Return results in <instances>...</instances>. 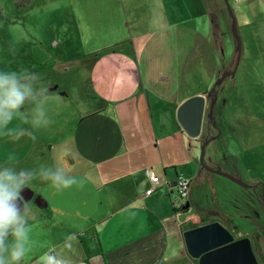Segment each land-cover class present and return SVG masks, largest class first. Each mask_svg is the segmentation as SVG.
Returning <instances> with one entry per match:
<instances>
[{
	"label": "crops",
	"instance_id": "crops-1",
	"mask_svg": "<svg viewBox=\"0 0 264 264\" xmlns=\"http://www.w3.org/2000/svg\"><path fill=\"white\" fill-rule=\"evenodd\" d=\"M111 1L66 0L73 10L65 27L72 25L77 38L58 41L55 69H31L45 77L42 83L49 89L44 109L50 122L39 126L41 141L34 145L36 138L28 135L15 138L21 130L35 135L39 128L26 123L25 116L17 115L14 128L0 132V162L23 161L24 151L27 156L36 146L43 149L28 170L60 166L84 182L57 190L39 178L32 181L41 191L38 207L32 205L40 219L28 222L30 250L21 264H35L53 248L71 264H199L187 253L186 231L218 221L234 234L239 226L221 218L203 220L202 213L223 215L198 204L197 189L211 171L201 162L198 139L177 118L180 106L195 95L206 96L226 66L216 30L203 22L213 44L198 32L203 16L194 14L192 0H145L156 10L150 18L155 29L124 38L117 28L145 19L139 0H124L123 9ZM206 8L209 13L208 1ZM204 55L217 74L210 69L208 82L194 84V67L202 65ZM222 86L213 109L218 115ZM209 104L206 96V110ZM31 107L21 110L29 121ZM5 152L11 160L1 158ZM153 174L162 185L146 195ZM185 175L192 182L189 203L177 210L175 182ZM240 223L250 226V219ZM70 235L75 239L69 249L64 245Z\"/></svg>",
	"mask_w": 264,
	"mask_h": 264
},
{
	"label": "rangeland",
	"instance_id": "rangeland-1",
	"mask_svg": "<svg viewBox=\"0 0 264 264\" xmlns=\"http://www.w3.org/2000/svg\"><path fill=\"white\" fill-rule=\"evenodd\" d=\"M65 1L0 0V71L56 68L60 51L58 41L62 42L67 37L77 38L78 35L73 27L72 30L69 29L72 25L65 27V21H68V16H71L70 11L73 10L70 5H64ZM101 1L106 3L111 0H96L99 4ZM117 1L123 9L124 0L111 2L115 4ZM187 1L190 2L185 0ZM207 1L209 13L206 8ZM207 1L192 0L194 14L203 16L199 25L202 28H198V32L213 44L214 38L207 36L203 22L208 23L211 31L216 30L221 52L225 54L226 66L212 85L213 87L218 79L224 76L221 84L223 86L219 91L220 93L223 91L222 112L218 115L213 110L211 124L208 126L207 123L198 137L197 146L202 155L201 162L205 152V159L212 167L221 164L225 171L234 173L245 181L243 183L254 187L251 189L242 186L230 181L227 176L211 171L205 174L201 182H204L203 185L201 184L202 186L197 189L198 204L204 210L213 211L217 208V211L220 210L224 216L214 212L208 215L202 213L204 221L221 218L226 222L239 224V226L233 225L236 226L235 237L237 239L250 237L257 252H260V258L257 255L259 262L264 264V257H261V252L264 254V0ZM138 6L139 15L146 19V24L143 23L145 19L135 21L132 26H128L127 23L122 24L116 30H119L117 33L120 32L124 38L135 36L141 31L145 33L155 29L150 18L155 15L156 10L152 9L145 0H139ZM232 9L237 18L238 32L242 41L241 53L239 52L241 46L234 33ZM167 31L163 30V32ZM222 46L225 49H222ZM47 59L50 63H45ZM202 61V65L198 64L194 67V84L201 80L208 82L210 69L213 72L214 68L217 74V66L209 65L207 55L203 56ZM41 82H47L45 77H41ZM13 128L14 122H10L6 128L0 129V132H9ZM40 129L41 127L34 131L36 137L34 145L41 141L37 136L42 131ZM218 135L219 140H217ZM188 139L190 141L189 137ZM209 140L213 141L207 145ZM36 149L35 146L31 154L28 149L27 156L24 151L26 159L11 164L16 165L17 169H28L30 163L35 161L36 153L43 148L38 151ZM1 158L8 160L10 154L5 152ZM5 164L8 163L0 162V166ZM186 179L191 180L189 177ZM31 184L25 187L35 193L32 201L26 203L30 225L33 224V220L40 219L38 217L40 210L32 205H38L35 204L36 198L41 194L37 183ZM245 204L246 207H243ZM242 218H249L250 226L240 223ZM233 226L231 228H234Z\"/></svg>",
	"mask_w": 264,
	"mask_h": 264
},
{
	"label": "clouds",
	"instance_id": "clouds-1",
	"mask_svg": "<svg viewBox=\"0 0 264 264\" xmlns=\"http://www.w3.org/2000/svg\"><path fill=\"white\" fill-rule=\"evenodd\" d=\"M49 89L41 82V77L27 69L19 71H0V129L17 117L25 116V122L33 127L47 125L50 121L44 109L49 99ZM32 105L31 120L21 110L25 104ZM28 135L35 139L31 132L21 130L16 139ZM12 158H10L11 160ZM41 179L50 182L57 190L75 186L83 187V180L67 174L64 167L41 166L37 170L17 169L14 164L0 166V264H21L29 252L28 205L24 202L22 191L33 180ZM75 239L70 235L65 248H71L70 242ZM35 264H71V261L56 249H49L41 255Z\"/></svg>",
	"mask_w": 264,
	"mask_h": 264
},
{
	"label": "water",
	"instance_id": "water-1",
	"mask_svg": "<svg viewBox=\"0 0 264 264\" xmlns=\"http://www.w3.org/2000/svg\"><path fill=\"white\" fill-rule=\"evenodd\" d=\"M234 21L235 37L241 46L242 41L238 32L237 18L231 11ZM241 48L239 52L241 53ZM206 114V96H195L184 102L178 109L177 118L180 125L191 138H198L202 134ZM237 183L239 179L223 173ZM34 192L26 188L22 191L25 203L31 202ZM45 207V203L41 205ZM187 253L199 264H261L254 251L250 238L236 240L234 234L221 222H212L184 233Z\"/></svg>",
	"mask_w": 264,
	"mask_h": 264
},
{
	"label": "built area",
	"instance_id": "built-area-1",
	"mask_svg": "<svg viewBox=\"0 0 264 264\" xmlns=\"http://www.w3.org/2000/svg\"><path fill=\"white\" fill-rule=\"evenodd\" d=\"M151 187L147 190L146 195H152L162 185V179L157 175L151 176ZM177 190V199L173 202L175 209L181 210L189 203V194L191 190V182L183 176H178L175 182Z\"/></svg>",
	"mask_w": 264,
	"mask_h": 264
},
{
	"label": "trees",
	"instance_id": "trees-1",
	"mask_svg": "<svg viewBox=\"0 0 264 264\" xmlns=\"http://www.w3.org/2000/svg\"><path fill=\"white\" fill-rule=\"evenodd\" d=\"M232 75H233V73H232ZM223 78H224V76L220 77L218 79V81L214 84V86L210 89V91H208L207 93H205V95L208 97V99L210 101V104L208 105V108L206 110V114H205V118H204V128H205V125H207V123H208V126L211 124V116H212V113H213V107H214V105H215V103L217 101V98H218V92H217V90H218L219 86L222 84V82H223L222 79ZM197 139H199V138H197ZM212 141L213 140H209L207 145H209ZM204 153L205 152H203L202 162H203L204 167H206L207 170L212 171V172H216V173H219V174L227 173L220 165H216V166L212 167L210 165V163H208L206 161L205 154ZM191 187H192V182H191ZM189 198H190V196H189Z\"/></svg>",
	"mask_w": 264,
	"mask_h": 264
},
{
	"label": "flooded vegetation",
	"instance_id": "flooded-vegetation-1",
	"mask_svg": "<svg viewBox=\"0 0 264 264\" xmlns=\"http://www.w3.org/2000/svg\"><path fill=\"white\" fill-rule=\"evenodd\" d=\"M203 129H204V126H203ZM233 174H234V173H233ZM234 175H235V174H234ZM235 176H236V175H235ZM238 178H239V177H238ZM239 179H240V178H239ZM240 181H241V180H240ZM241 182H242L243 185H245V184L243 183V181H241ZM250 187H254V186H250ZM251 189H252V188H251ZM253 190H254V189H253ZM255 191H256V190H255ZM257 241L260 242L259 240H257ZM254 247H255V246H254ZM255 250H256V247H255ZM256 252H257V250H256ZM262 256L264 257V254L261 252V257H262ZM263 257H262V258H263ZM259 258H260V256H259ZM260 260H261V259H260Z\"/></svg>",
	"mask_w": 264,
	"mask_h": 264
}]
</instances>
